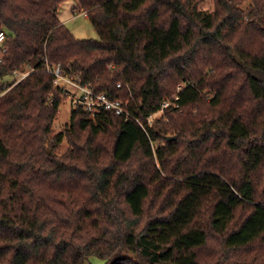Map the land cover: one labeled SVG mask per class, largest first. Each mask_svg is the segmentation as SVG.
<instances>
[{"label":"trees","instance_id":"obj_1","mask_svg":"<svg viewBox=\"0 0 264 264\" xmlns=\"http://www.w3.org/2000/svg\"><path fill=\"white\" fill-rule=\"evenodd\" d=\"M66 1L0 0V264H264V0H77L98 40ZM57 65L144 127L79 105L56 133Z\"/></svg>","mask_w":264,"mask_h":264},{"label":"rangeland","instance_id":"obj_2","mask_svg":"<svg viewBox=\"0 0 264 264\" xmlns=\"http://www.w3.org/2000/svg\"><path fill=\"white\" fill-rule=\"evenodd\" d=\"M201 7L205 10H213L214 8L213 0H205L202 3ZM58 16L77 38L95 39V40L99 39V34L94 24L92 23L91 19L86 15L85 11L79 6L77 0H67L64 4H62L59 8ZM20 75L21 73L16 74V76L14 77H6L5 80L18 78ZM211 96L212 94L209 93L208 91H206L203 94V98L207 101L211 100ZM71 110H72V104L67 97L64 99V102L60 107L58 117L54 122L53 127L56 133L62 130L65 127L66 123L69 121ZM162 117H164V111L157 112L152 118V123L153 121L157 119H161ZM68 147H69V143L67 139H65L58 148L57 153L58 154L65 153ZM212 245H215L216 249L219 252L223 251L224 246L222 244V240L220 239L214 240ZM262 256L264 255L262 254L261 257ZM233 258L239 260H244L245 258H247L249 260L248 255L244 254L242 251H238L237 253H235ZM209 261L210 260L207 259L206 263H208ZM89 263L106 264V260L97 256H92L90 258Z\"/></svg>","mask_w":264,"mask_h":264},{"label":"built area","instance_id":"obj_3","mask_svg":"<svg viewBox=\"0 0 264 264\" xmlns=\"http://www.w3.org/2000/svg\"><path fill=\"white\" fill-rule=\"evenodd\" d=\"M5 38L3 32L0 33V44ZM1 61V57H0ZM48 70L53 73L55 79L54 82L58 86H62L65 90V94L72 104V108L77 106H83L87 111H89L93 116L98 113L106 112L113 113L117 116H124L125 118L135 119L141 126L143 123L136 117L128 108L127 103L120 99H112L106 93L98 92L93 89L88 84H83L77 77H71L64 74L60 65L54 67H48ZM20 74V73H16ZM29 74V71L21 72V75L16 78V82L20 81ZM3 81L0 79V87H2ZM170 103L166 101L163 103V108L167 107ZM162 108V109H163ZM162 111V110H161ZM156 114V113H155ZM154 114V115H155ZM154 115L148 118L149 123H152V118ZM144 127V126H143Z\"/></svg>","mask_w":264,"mask_h":264},{"label":"crops","instance_id":"obj_4","mask_svg":"<svg viewBox=\"0 0 264 264\" xmlns=\"http://www.w3.org/2000/svg\"><path fill=\"white\" fill-rule=\"evenodd\" d=\"M63 22V21H62Z\"/></svg>","mask_w":264,"mask_h":264}]
</instances>
